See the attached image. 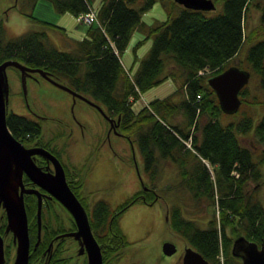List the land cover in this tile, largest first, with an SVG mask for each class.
<instances>
[{
  "label": "trees",
  "instance_id": "obj_1",
  "mask_svg": "<svg viewBox=\"0 0 264 264\" xmlns=\"http://www.w3.org/2000/svg\"><path fill=\"white\" fill-rule=\"evenodd\" d=\"M36 1L22 0L21 4L33 7ZM48 1L56 12L76 15L91 9L89 0ZM154 1L101 0L93 10L97 21L82 25V37L72 38V46L66 49L59 48L44 28L7 36L5 22L0 19V60L16 58L29 66L42 67L57 80L98 102L113 121L118 119L116 128L121 135L136 142L146 187L115 207L104 198L86 203L104 264L129 242L120 225L123 211L139 199L153 202L161 195L157 185L167 162L179 176L172 183L176 193L185 189L195 202L212 207L202 225L198 218L183 213L181 196L175 194L168 202L171 229L212 264H243L231 253L233 236L244 235L258 244L264 243V201L259 198L258 186L249 183L253 180L258 184L262 177L264 148L255 154L239 139L241 133L252 131L254 139L264 145V35L251 41L255 34L252 32L264 30V3L221 0L214 9H196L167 0L163 2L166 17L147 24L141 15ZM252 3L260 9V27L246 33L247 8ZM17 8L45 26L64 31V27L26 12L20 4ZM135 29L142 30L143 38L151 37L152 41L135 73L129 75L120 52ZM245 41L249 43L240 62L231 63L229 60L240 53ZM231 64L250 71L248 82L238 92L241 103L232 114L221 109L207 82L208 76ZM167 77L180 81L171 94L138 105L144 90ZM227 115L238 116L226 119ZM6 123L23 142L40 138L38 120L10 110ZM206 161L212 165L213 174ZM68 183L80 197V179L70 175ZM24 202L29 204L28 217L34 216L35 200L26 196ZM30 224L29 237L35 239V222L30 220ZM3 228L4 222L1 232ZM59 230L60 227L44 229L39 246L35 250L31 247L33 259L46 250ZM60 243L47 264L65 263L64 258H56ZM10 249L11 243L5 248L6 260L10 258Z\"/></svg>",
  "mask_w": 264,
  "mask_h": 264
},
{
  "label": "rangeland",
  "instance_id": "obj_2",
  "mask_svg": "<svg viewBox=\"0 0 264 264\" xmlns=\"http://www.w3.org/2000/svg\"><path fill=\"white\" fill-rule=\"evenodd\" d=\"M41 1L51 3L48 0H37L33 7H29L21 4L22 0H0V19L5 22L6 35L13 36L29 29L44 28L49 38L59 48L71 47L72 45L69 43L71 41L65 35L70 38H80L83 35L82 25L79 24L76 15L64 11L55 12L56 16L51 9L45 11L46 6L42 5ZM165 1L167 0H155L142 13L141 19L147 24L156 21V19H164L167 15L163 4ZM89 2L91 8L97 9L101 0H89ZM215 2L219 7L221 0H215ZM259 2L264 3V0H259ZM19 4L22 9L31 12L36 18H47L46 20L64 27V31H60L57 27L45 26L39 20L20 12L17 8ZM259 14L258 6L253 3L248 6L245 21L246 33L259 29ZM263 31L260 29L258 32H252L255 34L251 41L264 35ZM60 32L65 33L62 34V43L57 41ZM143 36L142 30L135 29L126 46L120 52L121 60L129 75L135 73L139 60L150 47L152 38H143ZM248 43L247 41L243 43L240 53L229 60L231 63L240 62ZM6 72L9 87L7 110L29 116L30 108L39 115L45 116L40 119L41 136L43 140L48 141L60 152L64 162L73 172V176L80 179V201L85 208L86 203L90 205L98 198L106 199L115 207L136 190L146 187L147 179L143 172L142 160L136 142L121 135L117 129L114 130L110 121L99 109L81 97H74L69 91L55 85L38 73H33L26 79L27 96L25 101L19 69L9 65L6 67ZM251 81H253L252 76ZM179 82V79L173 80L170 77L162 79L141 93L138 105L154 97L171 94L176 83L179 84ZM251 107L253 108L254 105ZM256 109L259 112V108ZM237 116L227 115L225 117L226 119H236ZM114 121L116 120L114 119ZM239 139L255 154H259L264 148V145L254 139L252 131L241 133ZM206 163L213 174L212 165L207 161ZM261 173L262 177L258 180V184L253 180L249 183L250 186H258L259 198L264 201V164L261 165ZM178 178L175 167L170 162L164 163L160 183L157 185L161 195L154 202H145L139 199L123 211L120 225L129 242L118 249V252L109 258L106 264H182L181 255L188 243L169 225L168 202L175 194H179L183 213L186 216L198 218L202 225L206 223L212 207L195 202L185 189H178L176 193L172 183ZM50 203V206H43L41 209L43 221L54 226L70 223L69 210L61 203ZM1 212H3V208H0ZM237 236H233V239ZM164 241L174 242L177 249L171 254H164L162 252ZM7 242H11L9 236L5 239V243ZM14 254L15 245L11 247L10 258L5 260V264L12 263ZM62 254L67 258L65 264H80L84 258L83 254L77 252V243L71 236H65ZM238 257L240 258V256ZM31 264H41V261Z\"/></svg>",
  "mask_w": 264,
  "mask_h": 264
},
{
  "label": "water",
  "instance_id": "obj_3",
  "mask_svg": "<svg viewBox=\"0 0 264 264\" xmlns=\"http://www.w3.org/2000/svg\"><path fill=\"white\" fill-rule=\"evenodd\" d=\"M177 3L196 9H214V0H174ZM13 65L20 71L23 93L26 95V74L33 71L39 72L55 85L69 91L74 97L78 96L94 105L110 121L113 117L108 115L104 108L96 101L84 94L72 89L42 67L29 66L16 58L0 60V206L6 215L5 232L11 231L15 242V254L11 264H28L30 237L28 231V219L24 203V192H35L37 200V219L40 232L41 218V191L34 187H25L22 175L26 173L34 182L49 192L50 196L57 198L72 214L77 228L67 232L82 238V246L87 252V264H102V252L95 238L89 222L88 213L83 203L70 187L64 167L59 158L49 149L43 146H26L13 135L6 123L8 78L6 67ZM250 77V71L237 65H229L223 70L207 77V82L214 89L221 109L226 113H234L241 102L238 95L240 88L246 84ZM118 119L115 122V126ZM113 126L114 130H116ZM41 153L52 161L54 171L49 172L38 166L33 154ZM39 232L35 245L38 243ZM49 243L48 248L51 246ZM83 249V247H82ZM177 249L172 241L162 243V252L171 254ZM233 255L240 256L243 264H264V243L258 244L255 240L248 239L244 235H238L233 239L231 247ZM0 264H5L4 240L0 233ZM182 264H212L197 249L186 245L182 254Z\"/></svg>",
  "mask_w": 264,
  "mask_h": 264
},
{
  "label": "flooded vegetation",
  "instance_id": "obj_4",
  "mask_svg": "<svg viewBox=\"0 0 264 264\" xmlns=\"http://www.w3.org/2000/svg\"><path fill=\"white\" fill-rule=\"evenodd\" d=\"M33 73H38L40 74L39 72L37 71H33L29 74H26V79L27 77L31 76ZM19 75H20V71H19ZM35 77V76H34ZM36 78V77H35ZM26 79H25V82H26ZM20 82H21V75H20ZM21 88H22V91H23V85H22V82H21ZM25 96V101H26V96H27V88H26V95L24 94ZM27 106H28V103L26 102ZM30 114L28 117L32 118V119H35V120H38L40 122V119L42 117H45V116H41L39 115V113H36L34 112L32 109H30ZM10 111V110H9ZM7 110V113L9 112ZM25 115V114H24ZM112 128L113 126H115V122L112 120ZM110 128V129H112ZM42 131V130H41ZM40 139V140H39ZM38 139V141H33V142H23L26 146H43L47 149H49L52 153H54L58 158L59 160L61 161L63 167H64V170H65V174H66V179L67 181L69 180V177L70 175H74L73 172L70 171V168L69 166L64 162L60 152L55 149L54 146L50 145L48 141L46 140H43L41 134H40V138ZM33 159L35 161V163L40 166L43 170H47L49 172H53L54 171V166L52 164V161L47 159L46 156H44L43 154L41 153H35L33 154ZM22 182H23V185L25 187H34V188H37L38 190L41 191V209L42 207H47V206H50L51 203L50 202H58V203H61L57 198H55L54 196H50L49 195V192L44 189L43 187H41L38 183L34 182L26 173H23L22 175ZM27 197H31L33 199V201L35 200V213H34V216H31L30 218L28 217V208H29V204L27 202V205L25 204V209H26V213H27V219H28V228H29V225L30 224V220L31 221H34L35 222V225H32L34 228H35V239L32 240L30 238V250H31V247L32 249L35 250L36 247L39 246V243L40 241L43 239V236H44V229L48 227H57V228H61V230L57 231L55 234H53V236L51 237V239L49 240L48 242V245L49 243L52 241V244L51 246L48 248V246L46 247V250L43 251L39 257L33 259L32 258V255H30V250H29V261H28V264H31L32 262H36V261H41V264H47V261L49 259V256L51 254V252L53 251L54 247H56L58 245L59 242H61V251H59L58 255L56 256V258H64L65 259V263L67 261V258L64 257V255L62 254V250H63V241H64V238L65 236H71L73 238L74 241H76L77 243V252L79 254H83L84 255V258L82 259L81 263L80 264H87V252H86V248H85V245L81 244L82 242V238L81 237H76L74 236L73 234H67V232L69 231H72V230H75L77 228L76 226V223H75V220L72 216V214L70 213L71 215V220H70V223H67L65 225H57V226H54V225H50L48 224V222L46 221H43V215H42V210H41V218H40V232H39V229H38V219H37V200H38V196L35 192H24V199ZM80 199V197H78ZM154 202V201H153ZM25 203V202H24ZM62 204V203H61ZM0 208H2L0 206ZM87 211V209H86ZM70 212V211H69ZM88 213V211H87ZM89 216V215H88ZM0 225L4 222V228H3V231L0 233L3 235V240H4V255H5V248L7 247V245L9 243H11V247L13 245H15V242L13 240V235H12V232L11 231H8V232H5V225H6V215H5V211L3 209V212L0 213ZM38 232H39V239H38V243L35 245V240H37V237H38ZM7 236L10 237V240L11 242H7L5 243V239L7 238ZM83 247V249H82ZM101 248V247H100ZM11 250V249H10ZM102 252V251H101ZM183 254V253H182ZM6 259V258H5ZM33 259V260H32ZM181 260H182V255H181ZM64 263V264H65ZM102 264H104V259H103V256H102Z\"/></svg>",
  "mask_w": 264,
  "mask_h": 264
},
{
  "label": "built area",
  "instance_id": "obj_5",
  "mask_svg": "<svg viewBox=\"0 0 264 264\" xmlns=\"http://www.w3.org/2000/svg\"><path fill=\"white\" fill-rule=\"evenodd\" d=\"M77 20L80 23L88 24L91 21H97V16L94 11L89 10L87 12H80L76 15ZM189 144V142H187Z\"/></svg>",
  "mask_w": 264,
  "mask_h": 264
},
{
  "label": "crops",
  "instance_id": "obj_6",
  "mask_svg": "<svg viewBox=\"0 0 264 264\" xmlns=\"http://www.w3.org/2000/svg\"><path fill=\"white\" fill-rule=\"evenodd\" d=\"M40 2V1H39ZM40 4V3H39ZM41 4L42 5H45L46 6V9H45V11H50V9L52 10V12L56 15L57 13H55L56 11L53 9V6H52V4L50 3V4H48V3H44L43 1H41ZM57 16V15H56ZM42 19H47V18H43L42 17ZM62 34H65V33H61L60 32V34H59V40H57L59 43H62V41H63V35ZM65 37H67V38H69L70 39V41L71 42H69L70 43V45H72L73 44V39L72 38H70L69 36H67V35H65Z\"/></svg>",
  "mask_w": 264,
  "mask_h": 264
}]
</instances>
